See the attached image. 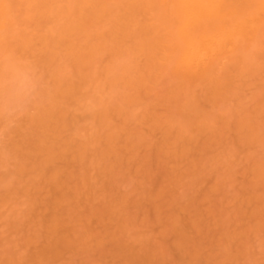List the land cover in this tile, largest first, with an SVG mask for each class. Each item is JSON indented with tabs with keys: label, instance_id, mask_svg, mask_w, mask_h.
<instances>
[{
	"label": "bare ground",
	"instance_id": "obj_1",
	"mask_svg": "<svg viewBox=\"0 0 264 264\" xmlns=\"http://www.w3.org/2000/svg\"><path fill=\"white\" fill-rule=\"evenodd\" d=\"M17 65L0 264H264V0H0Z\"/></svg>",
	"mask_w": 264,
	"mask_h": 264
},
{
	"label": "clouds",
	"instance_id": "obj_2",
	"mask_svg": "<svg viewBox=\"0 0 264 264\" xmlns=\"http://www.w3.org/2000/svg\"><path fill=\"white\" fill-rule=\"evenodd\" d=\"M19 78L5 74L0 82V111L5 113L24 109L31 101L39 75L31 68L17 65Z\"/></svg>",
	"mask_w": 264,
	"mask_h": 264
},
{
	"label": "rangeland",
	"instance_id": "obj_3",
	"mask_svg": "<svg viewBox=\"0 0 264 264\" xmlns=\"http://www.w3.org/2000/svg\"><path fill=\"white\" fill-rule=\"evenodd\" d=\"M171 239H170V237L168 238V241H170ZM255 245V244H254ZM256 248H254V249H256L257 250V245L255 246ZM258 249H259V247H258ZM255 252H257V251H255Z\"/></svg>",
	"mask_w": 264,
	"mask_h": 264
}]
</instances>
